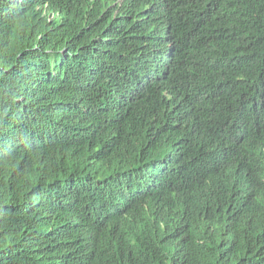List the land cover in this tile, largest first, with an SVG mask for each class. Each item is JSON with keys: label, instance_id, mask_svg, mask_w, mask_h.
Here are the masks:
<instances>
[{"label": "trees", "instance_id": "obj_1", "mask_svg": "<svg viewBox=\"0 0 264 264\" xmlns=\"http://www.w3.org/2000/svg\"><path fill=\"white\" fill-rule=\"evenodd\" d=\"M0 264H264V0H0Z\"/></svg>", "mask_w": 264, "mask_h": 264}, {"label": "rangeland", "instance_id": "obj_2", "mask_svg": "<svg viewBox=\"0 0 264 264\" xmlns=\"http://www.w3.org/2000/svg\"><path fill=\"white\" fill-rule=\"evenodd\" d=\"M24 98V97H23Z\"/></svg>", "mask_w": 264, "mask_h": 264}]
</instances>
